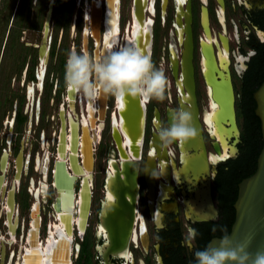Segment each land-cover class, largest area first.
I'll return each instance as SVG.
<instances>
[{
  "label": "flooded vegetation",
  "instance_id": "flooded-vegetation-1",
  "mask_svg": "<svg viewBox=\"0 0 264 264\" xmlns=\"http://www.w3.org/2000/svg\"><path fill=\"white\" fill-rule=\"evenodd\" d=\"M138 4L139 0H111L108 14V0H46L45 4L33 0L29 18L19 22H15L16 3L8 5L0 46V67L5 61V67L0 68V264H54V245L47 255L42 249L54 222L59 220L60 193L56 182L62 162L67 173L74 176L69 264H196L194 252L203 250L212 238L223 237L220 233L226 231L231 218L229 203L233 200V207L238 183L247 177L244 173L249 145L245 134L250 131L248 107L253 104L247 93L264 71V0H141V21L136 17ZM188 14L194 93L204 143V149L197 150H182L176 142L163 146L155 131L157 125L170 124L174 111L190 106L183 98L188 94L182 83ZM115 27L116 47L128 44L126 35L133 37L131 44L134 35L136 42L150 31L149 56L168 79L162 101L145 102L129 96L121 99L120 108L112 96L90 100L66 87L64 72L69 51L103 56L108 47L107 36ZM202 47L212 55L215 80L220 82L221 75L226 78L228 73L232 86L239 132L234 136L230 131L226 148L213 137L203 118L205 111L212 110V98L203 73L204 62L211 58L206 59ZM220 49L227 52L225 66L221 64ZM202 94L206 110L200 106ZM129 100L133 102L130 111H134L131 120L143 121L142 142L137 158L131 157L127 146L124 149L137 162L136 185L126 189L133 197H126L123 202L125 226L114 230L106 211L116 200L107 194L106 180L110 176V160L121 161L115 129L124 139L118 125L128 119ZM222 124L229 128L228 119ZM73 129L79 140L76 150ZM84 129L92 139V169L91 177L86 178L89 210L80 225L76 218L86 174L74 173L71 155L76 156L80 167H85L88 146ZM190 229L199 233L191 248L187 239ZM112 232L126 233V241L113 244L108 238ZM41 251L43 255L36 262Z\"/></svg>",
  "mask_w": 264,
  "mask_h": 264
},
{
  "label": "water",
  "instance_id": "water-1",
  "mask_svg": "<svg viewBox=\"0 0 264 264\" xmlns=\"http://www.w3.org/2000/svg\"><path fill=\"white\" fill-rule=\"evenodd\" d=\"M52 3L50 2L48 5V10L45 15V33L48 27V21L50 18ZM97 19V18H96ZM186 24H185V39L183 42V50H182V83L188 94V101L190 103L189 108L183 107V110L189 112L191 114V126L195 130V135L185 142L182 143L184 149L192 148L194 150L204 149V143L201 134V125L198 120L197 106H196V98L194 93V77H193V66H192V40H191V31H190V16L189 14L186 16ZM202 23L207 33L206 26V14L203 12ZM44 38L42 40V44L44 42ZM140 44L144 45V53L146 51V55H149L150 52V31H147L146 39L140 37L138 41L135 42V46H139ZM143 47V46H142ZM140 47V48H142ZM203 54L206 59L211 58V61H205V70L204 77L208 85H210V96L215 103L214 112H217V118L213 120L216 122L226 123L228 119L229 128L226 129L229 131L225 137H229L230 131H233L234 136L238 135V128L236 126L235 117H234V108H233V91L230 83L229 74H226V78L221 75V81L215 80L213 77V71L215 70V65L212 61V55L210 52L205 51L204 47H202ZM175 74V66L173 67ZM220 76V73H219ZM224 78V79H223ZM253 98L255 100L256 106L254 112L260 121V129L262 134V147L257 156V163L255 171L243 178L238 183V191L237 197L233 203V207L235 210L234 220L232 222L231 228L227 236L233 242V244L237 243H248L247 251L252 253L253 255L257 251H264V78L258 88L253 92ZM133 102L131 100L126 104L128 107V111H126V115L128 119L123 121L125 127H127L129 131V144H127V149H133L135 152L140 151L141 142H142V131H143V121L138 118L137 120H131V116H133L134 111H130L132 108ZM140 117V114H139ZM125 137V136H124ZM216 137V136H215ZM116 143L118 141L116 136L114 137ZM218 139V138H217ZM219 140V139H218ZM221 143L222 140H219ZM118 146V145H117ZM119 149V147H118ZM120 151V149H119ZM130 152V151H129ZM136 154V153H135ZM132 158H135L134 155L131 154ZM138 155H136V158ZM121 161L117 163L115 160H110V165L113 167V175L107 178V184L109 186V192L111 196L114 197L116 202L108 207L106 211V216L112 221L111 228L117 230L119 228H124V209L123 202L126 197H133L132 193H127V190H131L133 186L136 185V175H137V162L135 160H131L129 157H122L120 153ZM85 164V159H84ZM86 165V164H85ZM119 165L121 169H119ZM148 166V165H147ZM86 167V166H85ZM92 169V168H91ZM90 169V171H91ZM71 177V176H70ZM86 179V177H85ZM89 183L86 179L85 186L83 191L80 193L79 198V220L84 221L86 219L89 203H90V188ZM71 189H72V180H71ZM127 189V190H126ZM108 238L111 240L113 244L121 245L126 241L127 235L126 233H116L112 232L108 233ZM223 237H214L212 238L208 245L211 244L213 246H218L220 239ZM65 236L64 241L59 246H54L53 254L51 255V260L54 261V264H69V251L70 245L66 246V241L70 244V239ZM69 248V249H68ZM228 264V262H226Z\"/></svg>",
  "mask_w": 264,
  "mask_h": 264
},
{
  "label": "clouds",
  "instance_id": "clouds-1",
  "mask_svg": "<svg viewBox=\"0 0 264 264\" xmlns=\"http://www.w3.org/2000/svg\"><path fill=\"white\" fill-rule=\"evenodd\" d=\"M64 81L66 87L90 100L103 95L117 100L130 96L145 102L152 99L162 101L168 87L164 71L153 64L149 55L134 43L116 47L115 41L103 56L70 50L65 63ZM155 131L163 146L183 143L195 135L191 114L185 110L174 111L170 124L167 127L157 125ZM197 235L196 229L189 230V248ZM247 248V242L233 244L224 235L218 246L209 244L203 250H196L194 257L196 264H264V251H257L253 255Z\"/></svg>",
  "mask_w": 264,
  "mask_h": 264
},
{
  "label": "bare ground",
  "instance_id": "bare-ground-1",
  "mask_svg": "<svg viewBox=\"0 0 264 264\" xmlns=\"http://www.w3.org/2000/svg\"><path fill=\"white\" fill-rule=\"evenodd\" d=\"M140 3H141V0H139V4H138L139 5L138 6L139 10H138V13H137V16H136L138 21H141V19L143 18V11H142V8L140 6ZM110 5H111V0H108V10H109L108 14L112 10V7ZM113 19H115L114 16H113ZM142 34L143 33H141V35ZM146 36H147V33H145V35L139 36L140 40L142 39V37H144L146 39ZM107 37H108L107 45H109V44L112 45L113 41H115V42L117 41V30H116V27L110 33V35L107 36ZM139 37H138V39H139ZM125 38L129 41L128 44H126V45H129L130 41L132 42V40H133V37L131 35H128V36L126 35ZM207 39L209 41L210 37H207ZM133 43L135 44V35H134V42ZM138 47L139 48L142 47L140 49L144 52V45L140 44ZM107 49H108V47H107ZM107 49H105V54H106ZM45 50H46V44H45V41H44L43 44H42V52L44 53ZM226 53H227L226 49H220L221 64L224 65V66H225L224 61L226 60V55H227ZM145 54H146V51H145ZM205 63L206 62H204V64ZM204 64H203V68L205 70L206 67H205ZM178 83H179V87H180L181 80H178ZM183 98L187 99V100L189 99V97L187 95H183ZM118 102H119L120 108H122L121 107V104H123L122 100H118ZM210 106H211L212 110L210 112L205 111L203 118H204L205 122L208 124L207 126H210V128H211L210 131L212 130L213 137L216 136L219 140H222V142H223L222 145L224 146V148H226V145H227L226 142H225L226 137H224V136H225V134H228L229 131H227L223 127L224 126L223 124H222L223 125L222 126V125H219L221 123L216 122V124H215L213 122V120H215L217 118V112H214L215 104H214L213 100L210 101ZM141 109H142V112H143V107L142 106H141ZM84 128H86V126H84ZM118 128H119V130H121V132L125 136L124 139H122V138L120 139L119 138L120 133L118 134V132H117L118 129L117 130L115 129V136H116V139L118 141L117 145H118V147L120 149V153H121L122 157H129L130 155H128V154H126L124 152V149H126V145L129 144V142H130L129 141L130 140L129 139V131H128L127 127H125V125L123 124V121H120V124L118 125ZM72 132H73V134L75 133L74 134L75 137L73 138V145H74L73 148L76 150V148L78 147L79 140L77 139V136H76V129H73ZM85 134H86L85 137H86L87 146H88L87 149H86V154H85V164L86 165L84 164L86 167H80L79 166V164L77 163V160H76V156L74 154L71 155L72 156L71 160H72V163H73L74 173L75 174L85 173L86 174V178L89 179L91 177L89 171L92 168V157H91V150H90L92 139H89L87 137L88 135L86 133V130H85ZM62 141L64 142V138L62 139ZM180 146H181V148L183 150L184 147L182 146V143H180ZM62 147H64V143H63ZM62 151L63 150H60V154H61V156H64V153ZM128 151H130V154L134 155L135 158H136V155H139V151L136 150L134 152L132 148H130V150H128ZM183 155H185V153H183ZM184 165H186V164H184ZM110 168L113 170V167L111 165H110ZM111 169H109V175L110 176H112L111 174L113 173V172L111 173V171H110ZM87 171H88V173H87ZM72 179H74V176L69 175L67 173L64 163L63 162L59 163V173H58V177H57V182L56 183L58 185V190H59V193H60V197L58 199L59 200L58 205L61 207V209H58V218H59V220L57 222H54V224H53L54 229H53V231H50L49 236L47 238V243H46L45 247L42 249V251L45 252V254L49 253V250L52 249L53 245L54 246H56V245L59 246L62 243V241H64L65 236H67L69 239L71 237V232H72L71 229H72V222H73V216L71 215L72 203H73L72 202L73 199H72V195H71L72 194V190H71V180ZM85 188L87 189L86 186H85ZM107 194L110 195L109 192H107ZM111 202H112V200H111ZM79 218L80 217H77L76 220L78 221V223L80 225L81 224L83 225L84 221L79 220ZM53 234H54V236H53ZM69 239H67V240H69ZM65 242L67 243L66 246L68 247L70 244L66 240H65ZM42 251L40 252V255L37 256V260H35L36 262L40 261V257L43 255ZM38 264H40V263H38ZM57 264H59V263H57Z\"/></svg>",
  "mask_w": 264,
  "mask_h": 264
},
{
  "label": "trees",
  "instance_id": "trees-1",
  "mask_svg": "<svg viewBox=\"0 0 264 264\" xmlns=\"http://www.w3.org/2000/svg\"><path fill=\"white\" fill-rule=\"evenodd\" d=\"M17 0H0V32H1V36H0V46L2 43V39H3V31L5 30V23L7 20V7L10 4V2L12 3L11 5H14L16 3ZM46 0H41V4H45ZM27 4V12H26V18L25 20H27L29 18V14L31 11V8L33 6V0H28ZM15 22H19L21 19L15 17ZM23 20V19H22ZM264 78V71L263 73L260 75L257 83H255L252 88L248 91L247 93V97L249 99V101H251L253 104L248 107V112H249V128L250 131L247 132L245 134L246 136V141L247 144L249 145V159L247 162V168L246 171L244 173V176H249L251 175L255 169H256V163H257V156L261 150L262 147V134H261V129H260V121L259 118L256 116V114L254 113V100L252 98V90H254L255 88L258 87V85L262 82ZM253 100V101H252ZM232 201H230L229 203V207L231 209V218L229 219V222L227 224V229L226 231H224L223 233H220V235L224 236L227 235L230 231L232 222L234 220V208L232 207Z\"/></svg>",
  "mask_w": 264,
  "mask_h": 264
},
{
  "label": "rangeland",
  "instance_id": "rangeland-1",
  "mask_svg": "<svg viewBox=\"0 0 264 264\" xmlns=\"http://www.w3.org/2000/svg\"><path fill=\"white\" fill-rule=\"evenodd\" d=\"M28 0H17L16 1V17L19 18V19H25L26 18V12H27V3ZM12 3L10 2L9 6L11 5ZM215 30H218V27L215 26ZM1 35V34H0ZM171 38H169L170 40ZM171 41H173V39H171ZM174 49H176V47L174 46ZM1 53V51H0ZM5 56H3L4 58ZM7 58V57H6ZM4 59L2 60L1 62V67L0 68H4ZM167 76L169 77V74H167ZM198 79H199V82H200V87H202V82H201V79H200V76L198 75ZM173 91V90H172ZM200 106L202 109L206 110V99L204 97V95L202 94L200 96Z\"/></svg>",
  "mask_w": 264,
  "mask_h": 264
},
{
  "label": "snow or ice",
  "instance_id": "snow-or-ice-1",
  "mask_svg": "<svg viewBox=\"0 0 264 264\" xmlns=\"http://www.w3.org/2000/svg\"><path fill=\"white\" fill-rule=\"evenodd\" d=\"M108 46H110V44ZM121 107H123V104H121Z\"/></svg>",
  "mask_w": 264,
  "mask_h": 264
}]
</instances>
